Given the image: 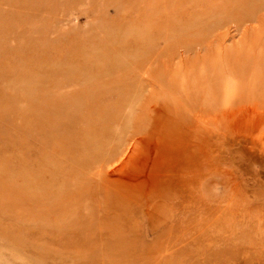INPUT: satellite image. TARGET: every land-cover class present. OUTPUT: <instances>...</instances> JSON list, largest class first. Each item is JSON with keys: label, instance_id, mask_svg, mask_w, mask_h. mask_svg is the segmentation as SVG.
Masks as SVG:
<instances>
[{"label": "rangeland", "instance_id": "1", "mask_svg": "<svg viewBox=\"0 0 264 264\" xmlns=\"http://www.w3.org/2000/svg\"><path fill=\"white\" fill-rule=\"evenodd\" d=\"M0 264H264V0H0Z\"/></svg>", "mask_w": 264, "mask_h": 264}]
</instances>
